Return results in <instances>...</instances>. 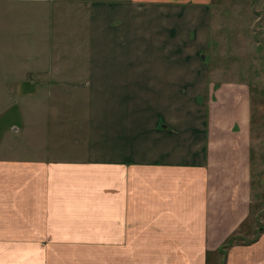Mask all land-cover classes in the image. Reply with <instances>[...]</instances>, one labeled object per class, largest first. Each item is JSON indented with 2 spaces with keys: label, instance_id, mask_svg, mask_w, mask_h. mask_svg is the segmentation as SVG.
I'll use <instances>...</instances> for the list:
<instances>
[{
  "label": "crops",
  "instance_id": "1",
  "mask_svg": "<svg viewBox=\"0 0 264 264\" xmlns=\"http://www.w3.org/2000/svg\"><path fill=\"white\" fill-rule=\"evenodd\" d=\"M210 4L0 0V264H264V232L224 247L252 200L251 96L198 65Z\"/></svg>",
  "mask_w": 264,
  "mask_h": 264
},
{
  "label": "rangeland",
  "instance_id": "2",
  "mask_svg": "<svg viewBox=\"0 0 264 264\" xmlns=\"http://www.w3.org/2000/svg\"><path fill=\"white\" fill-rule=\"evenodd\" d=\"M209 11L208 42L198 54V65L209 76L217 74L220 82L247 84L251 96L252 200L240 230L224 245L229 248L242 243V239L253 244L264 232V0H211ZM134 20L139 23L140 41L160 36L159 30L163 32L160 24L149 28L150 13L140 12ZM153 50L158 47H150V71L162 70Z\"/></svg>",
  "mask_w": 264,
  "mask_h": 264
}]
</instances>
